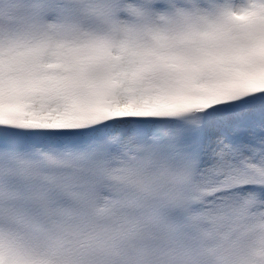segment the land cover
<instances>
[{
    "label": "snow or ice",
    "instance_id": "6c2138e0",
    "mask_svg": "<svg viewBox=\"0 0 264 264\" xmlns=\"http://www.w3.org/2000/svg\"><path fill=\"white\" fill-rule=\"evenodd\" d=\"M217 7L242 22L213 36L240 78L192 108L176 98L203 81L145 82L124 63L142 23L184 9L0 0V264L52 241L66 264H252L264 231V0ZM127 105L158 110L116 114ZM132 150L174 165L181 195L161 197L127 163Z\"/></svg>",
    "mask_w": 264,
    "mask_h": 264
},
{
    "label": "clouds",
    "instance_id": "9594fccd",
    "mask_svg": "<svg viewBox=\"0 0 264 264\" xmlns=\"http://www.w3.org/2000/svg\"><path fill=\"white\" fill-rule=\"evenodd\" d=\"M10 2L3 0L5 6ZM165 3L174 4L184 11L172 10L154 22L142 23L126 38L128 48L124 52V63L145 82L203 81V88L176 98L178 105L194 108L201 104L212 88L227 86L240 78L223 70L222 65L229 53L222 50L220 40L213 39V36L236 34L242 22L233 20L231 14L221 13L217 6L229 5L240 10L252 4L253 0H165ZM259 10L260 0H255L254 11ZM176 34L186 38L183 43H171V37ZM110 38L114 42L122 39L117 31H112ZM127 163L130 167L141 168L155 182L161 197L181 195L183 184L174 165H168L165 170L155 169L148 154L136 150L129 153ZM252 239L257 244L252 264H264V231H257ZM55 243L52 241L49 246L21 252L20 264H66L65 259L55 252Z\"/></svg>",
    "mask_w": 264,
    "mask_h": 264
},
{
    "label": "rangeland",
    "instance_id": "374dc122",
    "mask_svg": "<svg viewBox=\"0 0 264 264\" xmlns=\"http://www.w3.org/2000/svg\"><path fill=\"white\" fill-rule=\"evenodd\" d=\"M140 108H142V107H138L135 105H127L123 108L116 109V114H129L126 112L129 110H133L132 112H139ZM123 109H127V110H123Z\"/></svg>",
    "mask_w": 264,
    "mask_h": 264
},
{
    "label": "bare ground",
    "instance_id": "6f19581e",
    "mask_svg": "<svg viewBox=\"0 0 264 264\" xmlns=\"http://www.w3.org/2000/svg\"><path fill=\"white\" fill-rule=\"evenodd\" d=\"M148 106H144V107H142V108H140V110L139 111H143V112H151V111H157L158 110V108H156V107H153V108H151L152 106H150L149 108H148V110L146 109ZM123 110H127V109H123ZM133 110H129V111H126L127 113H129V114H135V113H141V112H132Z\"/></svg>",
    "mask_w": 264,
    "mask_h": 264
}]
</instances>
